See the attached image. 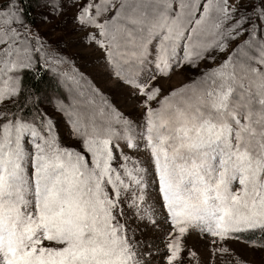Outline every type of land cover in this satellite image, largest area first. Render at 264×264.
Instances as JSON below:
<instances>
[{"label":"snow or ice","instance_id":"obj_1","mask_svg":"<svg viewBox=\"0 0 264 264\" xmlns=\"http://www.w3.org/2000/svg\"><path fill=\"white\" fill-rule=\"evenodd\" d=\"M54 20L123 105L41 31ZM256 255L264 0H0V264Z\"/></svg>","mask_w":264,"mask_h":264},{"label":"rangeland","instance_id":"obj_2","mask_svg":"<svg viewBox=\"0 0 264 264\" xmlns=\"http://www.w3.org/2000/svg\"><path fill=\"white\" fill-rule=\"evenodd\" d=\"M41 31H47L50 40L57 41L62 39L66 42L68 46L65 51L67 54L77 58V64L81 70L89 73L96 80L99 87L112 95L120 105H123V89L118 87L101 69L92 66L91 61L94 59V55L88 49L78 46V37L72 34L70 23L65 26L58 20H54L51 25L42 27ZM184 79H186L185 76H177L174 78L173 83L179 84ZM252 259L254 264H261L259 255L252 257Z\"/></svg>","mask_w":264,"mask_h":264}]
</instances>
